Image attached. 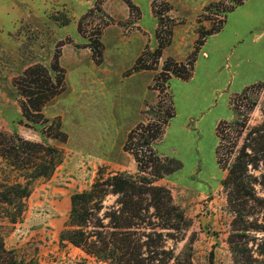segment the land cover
Segmentation results:
<instances>
[{
    "label": "rangeland",
    "instance_id": "rangeland-1",
    "mask_svg": "<svg viewBox=\"0 0 264 264\" xmlns=\"http://www.w3.org/2000/svg\"><path fill=\"white\" fill-rule=\"evenodd\" d=\"M237 1L0 0V130L61 150L60 158L25 154L32 160L25 166L0 158V178L30 188L22 207L0 204V264H232L235 234H245L236 239L253 257H262L264 0ZM97 39L104 45L100 64L87 47ZM161 43L166 44L158 56ZM58 55L66 74L64 91L41 113L29 108L26 118L25 71L51 70ZM139 58L152 69L128 74ZM172 105L171 130L181 118L194 116L193 198L174 181L181 167L164 174L149 163L155 159L150 149L159 156L156 142L163 137L150 147L151 135ZM127 140L151 169L139 172L135 157L124 149ZM78 149L92 159L86 157L83 187L72 190L67 206L53 188L59 180H50ZM110 155L122 160L108 162ZM238 157L247 166L244 180L253 196L223 184ZM45 159L49 175L35 177ZM218 170L225 178L206 173ZM118 173L161 174L155 184L171 191L184 220L157 211L148 193H114L106 182ZM217 181L218 190L199 197L200 190L216 189ZM79 193L91 195L75 205L72 197ZM218 194L222 212L209 204ZM63 233H74L82 244L62 239Z\"/></svg>",
    "mask_w": 264,
    "mask_h": 264
},
{
    "label": "trees",
    "instance_id": "trees-1",
    "mask_svg": "<svg viewBox=\"0 0 264 264\" xmlns=\"http://www.w3.org/2000/svg\"><path fill=\"white\" fill-rule=\"evenodd\" d=\"M245 0H238L235 5L242 4ZM235 7V6H234ZM229 9L228 11L232 10ZM226 13V12H225ZM224 15L223 18L224 19ZM218 29H221L220 27L216 28V30H213L209 32L210 34L214 33V31H218ZM166 43H161L160 47L158 49V56L161 54V49L165 46ZM92 54L93 60L100 64L103 61V53H104V45L103 42L99 39L95 40V42L91 45L87 46ZM60 55H58L54 61V64L52 65L51 70L47 69L44 66H35L32 68H29L25 71V76L29 77V79L26 81L24 85L21 87V94L27 99L25 102H23V114L26 118L29 116V108L33 109L34 111H37L39 113L42 112L45 105L51 101L54 97L62 93L65 89V69L60 65L59 61ZM152 69L151 65H144L141 64V58H139L136 63L128 70V74L138 72L141 70H148ZM180 78L187 79L190 77L189 75H177ZM175 116L174 107L172 105L171 107V113H169L165 119L163 120V126L160 127L158 132H155L153 135H151V143H155L156 140H158L164 132V128L167 125V123ZM59 127L61 128V121H59ZM264 124V122H263ZM133 131V130H132ZM131 131V133H132ZM130 133V134H131ZM129 134V137H130ZM56 138V137H55ZM67 135L62 134V141L66 142ZM124 149L128 152H131L132 155L135 157L137 164H138V170L139 172H146V169H151V165L155 163L157 166V169L161 172L164 171V174L166 173H172L173 171H176L181 167V164L179 161L175 160L174 158L170 157H159L157 156L152 148L150 149V153L153 154L155 159L149 160V163H144L142 160H140L139 155L137 152L134 151L133 148H130L128 144V140L126 144L124 145ZM44 152L46 156L48 155H55L57 157H61V150L53 147L51 145H48L45 141L41 143H35L31 142L22 136H20L18 133H8L6 131L0 130V158L7 160L11 166H25L29 165L32 160L30 158H25L23 155H31L32 152ZM61 161V160H60ZM47 160L45 159L42 164V168H39L37 170V174L35 177L40 176H48L49 167H46ZM52 163V168L54 166V163ZM159 163V164H157ZM166 163L169 166H172L173 168L170 169L166 166ZM150 165V166H149ZM247 169V166L245 162L242 160V157H238L237 162L230 168L229 175L224 179L223 184L227 187L230 185H233V190L237 192V194L244 193L248 195H252V191L248 190V187L245 183L244 176H245V170ZM161 174L154 175L153 178H148L146 176H135L132 174H126V173H118L116 175L111 176L107 180V184L112 187V190L114 193H119L123 196L127 195H140L143 193H148L151 195V201L153 203V206L157 211L166 210V214L170 217L174 216L179 221L184 220L183 212L180 210V208L173 203V197L171 194V191L161 185L155 184L158 178H161ZM30 195V188L29 184L24 185L20 182H15L13 184L7 183V181L2 180L0 178V204L3 205H12L16 204L19 207H22V200L23 198H26ZM91 194L89 193H79L75 194L72 197L73 203L75 205L78 203L79 199L84 198V196H89ZM233 196V193H232ZM20 201V202H19ZM22 212V209H21ZM74 212V210H73ZM74 215V214H73ZM17 216L13 215L11 216V221L16 222ZM245 234H235L233 237H231L230 240V246H231V252L233 254V263L232 264H264V243L259 248V254L262 256L261 258L253 257L251 249L246 245V243L240 244V240L236 238H242ZM62 239H67L68 241L72 242L75 245H81L82 244V238H77V236L72 234H62ZM3 245V244H2Z\"/></svg>",
    "mask_w": 264,
    "mask_h": 264
},
{
    "label": "crops",
    "instance_id": "crops-1",
    "mask_svg": "<svg viewBox=\"0 0 264 264\" xmlns=\"http://www.w3.org/2000/svg\"><path fill=\"white\" fill-rule=\"evenodd\" d=\"M253 18H255V16ZM247 21H249V18ZM249 22H255V20L254 19L251 20L250 18ZM247 29L250 30L251 28L247 27L246 30ZM187 81H192V77L190 80H187ZM189 99H191V101L193 102L194 99H196V97L193 94H191ZM49 117H57V116H49ZM193 118H194L193 114L190 113L189 115L181 118V120L177 122L178 125L173 130H171V125L176 121V117L172 118L165 126V128L166 127L167 128L166 130L164 128L163 137H161V139H159L156 142L157 144L155 147V150L159 156H163V157L170 156L180 161L181 169L174 173V181L179 183L182 186V190L185 191L187 194L191 195L192 196L191 198H193V124H192ZM214 131H215V128H214ZM20 135H22L21 132H20ZM216 145H217V138H216L215 146ZM57 146L60 147L59 145ZM215 154L213 155V160H211L212 161L211 167H210L211 169L212 168L215 169V166H216ZM86 157H87V160L89 158L92 159V156L89 154L87 155V153L85 154L83 149L81 150L78 149L77 155H75L71 160L72 162H69L68 159L66 158L64 162L61 163L60 167L62 168V171L60 173H57L58 178H57V174L55 173V175L50 180L51 182H53L54 180H59L58 184L60 185L55 186V187L53 186V188H54V191H59L61 194L64 195L63 200H65V204L67 206H68V201L71 199V196L74 192V191L72 192V190L76 189L78 186L80 187L79 189L83 187L84 173L88 167ZM118 159L122 160L121 158H118V157L117 158L111 157V160H107V161L108 162L112 161L114 164V162H118ZM197 166L202 167V163H198ZM206 173L209 174L210 178L215 177L216 175L219 176V178L220 176L221 178H225V174H222L221 172H219V170L217 172L208 171ZM217 182H218L217 183L218 187H216V189L214 188V186H212L211 188L209 187L207 189L200 190L199 197L206 198L209 196V193L211 191L218 190L219 187L221 186V183L219 181ZM220 202H222V194L221 195L218 194L214 196V198H212L209 201V204L210 206L214 207L215 210L222 212L223 204L220 205ZM214 203H216V205H214Z\"/></svg>",
    "mask_w": 264,
    "mask_h": 264
}]
</instances>
